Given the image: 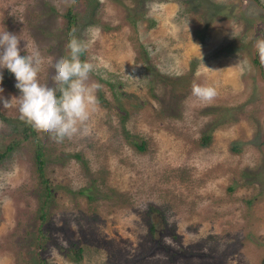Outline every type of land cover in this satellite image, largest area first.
<instances>
[{"label": "rangeland", "instance_id": "374dc122", "mask_svg": "<svg viewBox=\"0 0 264 264\" xmlns=\"http://www.w3.org/2000/svg\"><path fill=\"white\" fill-rule=\"evenodd\" d=\"M96 28L85 56L108 68L90 78V134L35 131L51 191L42 246L32 142L0 159V264H264V0H0V31L22 38L21 55L39 48L43 83L70 33ZM0 72V96H19ZM194 83L217 96L199 100ZM18 118L0 102V149Z\"/></svg>", "mask_w": 264, "mask_h": 264}, {"label": "clouds", "instance_id": "9594fccd", "mask_svg": "<svg viewBox=\"0 0 264 264\" xmlns=\"http://www.w3.org/2000/svg\"><path fill=\"white\" fill-rule=\"evenodd\" d=\"M72 4L75 0H70ZM100 29L91 31L90 40L69 35L66 44L67 55L59 58L53 65L51 84L43 83L39 74L45 64L39 48L26 41L21 55L20 38L7 30L0 31V69L7 68L16 79L15 87L20 95L11 99L0 96L4 109L16 108L19 119L30 125L38 133H47L57 143L65 139L90 134V120L97 111L96 92L101 87L92 81L91 75L99 71L104 62H95L96 57H87L91 40L99 36ZM254 47L261 64H264V37L257 38ZM3 80L0 72V82ZM4 89L0 87V93ZM192 95L201 101L211 102L217 90L211 85L194 83Z\"/></svg>", "mask_w": 264, "mask_h": 264}, {"label": "trees", "instance_id": "16d2710c", "mask_svg": "<svg viewBox=\"0 0 264 264\" xmlns=\"http://www.w3.org/2000/svg\"><path fill=\"white\" fill-rule=\"evenodd\" d=\"M67 22L70 23L73 19V15L69 9L65 12ZM256 60V59H255ZM4 73L9 77H15L7 68H4ZM21 121V129L19 137H12L10 138L4 146L0 149V159L7 154L8 151L12 150L15 145H19V143L23 140H29L32 142L31 147V157L33 162V171L36 173L38 177L37 185L39 190L36 193L37 196V203H38V214L37 216L41 219L40 223L36 227V232L32 237H40L39 241L36 240L34 243L38 241V245L42 246L40 241H42L45 237L49 236L48 233L44 234V229L42 225L44 224L45 219V209L50 201L51 191L49 189L50 185L45 177L44 166H45V157L42 148L41 142L37 139L35 130L24 121L20 120L19 118L16 120V124ZM127 140L137 149L141 150L144 146V141L142 139L137 140L135 136L130 134H126ZM209 136L204 134L201 137V142L205 144L208 141ZM84 188L80 189V191H84ZM86 189V187H85ZM88 195V193H86ZM154 223H150L149 229L153 230ZM33 243V242H32ZM72 251L79 256V247H72ZM33 259H36L37 264L42 263V257L38 253H34L32 256Z\"/></svg>", "mask_w": 264, "mask_h": 264}]
</instances>
